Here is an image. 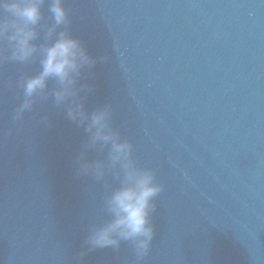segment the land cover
Returning <instances> with one entry per match:
<instances>
[{
  "label": "water",
  "instance_id": "95a60500",
  "mask_svg": "<svg viewBox=\"0 0 264 264\" xmlns=\"http://www.w3.org/2000/svg\"><path fill=\"white\" fill-rule=\"evenodd\" d=\"M65 8L71 35L96 60L78 82L92 88L81 93L85 110L110 104L112 126L162 186L143 264H264V0ZM55 116L62 264H134L127 241L77 259L90 227L107 219L105 188L76 174L84 129L56 106Z\"/></svg>",
  "mask_w": 264,
  "mask_h": 264
},
{
  "label": "clouds",
  "instance_id": "9594fccd",
  "mask_svg": "<svg viewBox=\"0 0 264 264\" xmlns=\"http://www.w3.org/2000/svg\"><path fill=\"white\" fill-rule=\"evenodd\" d=\"M45 4L50 23L41 13ZM69 23L65 0H0V67L7 61L27 65L37 60L40 66L37 74H22L16 81L22 99L14 109L12 121L16 125L22 123L37 101L46 102L51 96L66 118L84 129L87 138L74 161L76 174L104 183L102 208L107 219L90 227L84 240L85 249L77 259L98 248L118 250L120 242L127 241L134 264H143L154 236L150 217L162 186L152 169L138 166L132 143L112 126L110 104L97 107L90 114L85 110L81 93L87 94L92 88L87 84L78 86V82L85 69L91 73L96 60L71 35ZM40 31L43 43L37 46L34 41ZM5 45L10 55L4 54ZM49 80L54 87L46 91ZM39 122L47 126L48 116H42ZM10 132L0 129V136ZM106 148L103 159H87L89 151L103 153ZM109 174L116 186L106 180Z\"/></svg>",
  "mask_w": 264,
  "mask_h": 264
}]
</instances>
